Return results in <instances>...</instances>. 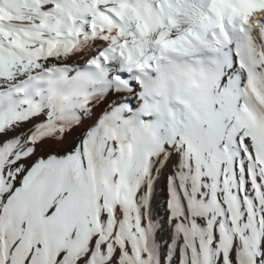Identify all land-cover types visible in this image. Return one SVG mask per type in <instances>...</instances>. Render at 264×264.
<instances>
[{"label":"snow or ice","instance_id":"1","mask_svg":"<svg viewBox=\"0 0 264 264\" xmlns=\"http://www.w3.org/2000/svg\"><path fill=\"white\" fill-rule=\"evenodd\" d=\"M0 264H264V0H0Z\"/></svg>","mask_w":264,"mask_h":264},{"label":"bare ground","instance_id":"2","mask_svg":"<svg viewBox=\"0 0 264 264\" xmlns=\"http://www.w3.org/2000/svg\"><path fill=\"white\" fill-rule=\"evenodd\" d=\"M161 184H163V181L161 182ZM163 195H164V192H163V190L161 191V198H160V207H159V211H160V215H161V217H163L164 216V214H165V208H164V200H163ZM166 233L165 234H163V236L166 238Z\"/></svg>","mask_w":264,"mask_h":264}]
</instances>
